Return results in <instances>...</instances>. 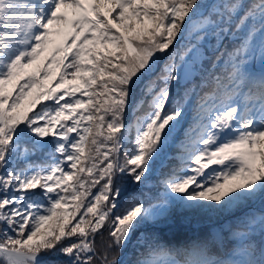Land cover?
Instances as JSON below:
<instances>
[{
	"label": "snow or ice",
	"instance_id": "obj_1",
	"mask_svg": "<svg viewBox=\"0 0 264 264\" xmlns=\"http://www.w3.org/2000/svg\"><path fill=\"white\" fill-rule=\"evenodd\" d=\"M257 60L264 0H0V264H264ZM193 97L181 167L130 191ZM176 213L209 238L147 234Z\"/></svg>",
	"mask_w": 264,
	"mask_h": 264
},
{
	"label": "trees",
	"instance_id": "obj_2",
	"mask_svg": "<svg viewBox=\"0 0 264 264\" xmlns=\"http://www.w3.org/2000/svg\"><path fill=\"white\" fill-rule=\"evenodd\" d=\"M238 35H242V33H239ZM177 47H179V45H177ZM44 56H48L47 52L44 53ZM43 60H44V57L42 56L37 61V63H42ZM205 67H207V64L205 65ZM254 70L257 72L264 70V65H261V63L257 60L254 65ZM28 71H31V68L28 69ZM55 75L58 77L59 70H56ZM69 81L72 84H80L79 80L69 79ZM44 83L48 85V84H53L54 81L52 79H49V80H45ZM9 90H11V86H9ZM82 90L83 88H81V91ZM181 91L182 90L180 89L174 90V97L176 99H179V94ZM77 95H79V93H77ZM85 99H87V97H85ZM194 101H195V97H193V102L187 103L185 105L184 119L181 121L180 128L170 138L169 144L162 152L160 160L155 161L154 166L152 168L153 171L148 175V180L146 181L145 185L138 189H130V191L134 190L141 194H151L152 196H155L158 192L162 191L161 190L162 186L159 184V181L166 174L170 173L173 170H177L181 167L182 160L179 158L183 159V155H184L181 151V142L185 138V131L189 129V126L193 123V118H194L193 114L195 111ZM41 103H44V102H41ZM189 106H190V109H189ZM78 111H82V109ZM145 111H147L146 107H145ZM33 159H38V157H33ZM37 191H39V189H37ZM128 200L129 201L131 200L130 196H128ZM180 230H183V231H180ZM209 231H210V225L208 221L201 220L200 217L196 219L195 216H192L190 214L182 215L180 213L178 214L176 213L170 218V220H167L165 223L159 224L156 227H149L147 229V234L149 236L154 235L158 237L161 242H163L164 244L168 246L177 247L179 245L189 246L193 243L200 242L201 240L208 239ZM177 232L185 234L184 235V238L186 239L185 242H182L179 240V238H177L179 236V235H176ZM212 232L214 234H218L220 233V228L218 226L214 227L212 228ZM217 236L219 237L220 240L224 239L223 236L216 235V237ZM225 236H226V233H225ZM125 252L129 258L132 257L134 255V245L132 246V244H130Z\"/></svg>",
	"mask_w": 264,
	"mask_h": 264
},
{
	"label": "rangeland",
	"instance_id": "obj_3",
	"mask_svg": "<svg viewBox=\"0 0 264 264\" xmlns=\"http://www.w3.org/2000/svg\"><path fill=\"white\" fill-rule=\"evenodd\" d=\"M194 114H195V113H194ZM74 118H75V117H74ZM180 125H181V124H180ZM180 125L177 127L176 131L180 128ZM176 131H175V132H176ZM175 132H174V133H175ZM174 133H173V134H174ZM173 134H172V135H173ZM161 155H162V153L160 154V156H158V157L155 159V161H156V160H160ZM85 156H87V150H86V152H85ZM155 161H154L153 164H152V168H153V166H154ZM152 171H153V170H152ZM177 214H178V213H177ZM187 215H188V214H187ZM179 217H180V216H179ZM195 218L198 219V216H195ZM167 220H170V218L167 219ZM167 220H166V221H167ZM166 221H164V222H162V223H165ZM175 221H177V220H175ZM175 221H174V222H175ZM162 223H160V224H162ZM106 236H107V234L105 233V238H106ZM102 246H103V245H102V242H101L100 240H98V241H97V249L101 250V249H102ZM132 246H133V245H132ZM126 250H127V249H126ZM126 250H125V251H126ZM122 257H123V254H122Z\"/></svg>",
	"mask_w": 264,
	"mask_h": 264
}]
</instances>
